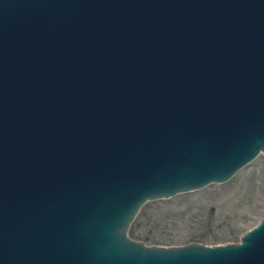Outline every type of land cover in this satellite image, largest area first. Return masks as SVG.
I'll list each match as a JSON object with an SVG mask.
<instances>
[{
    "label": "water",
    "instance_id": "water-1",
    "mask_svg": "<svg viewBox=\"0 0 264 264\" xmlns=\"http://www.w3.org/2000/svg\"><path fill=\"white\" fill-rule=\"evenodd\" d=\"M259 155L264 0H0V264H264L128 235Z\"/></svg>",
    "mask_w": 264,
    "mask_h": 264
},
{
    "label": "rangeland",
    "instance_id": "rangeland-1",
    "mask_svg": "<svg viewBox=\"0 0 264 264\" xmlns=\"http://www.w3.org/2000/svg\"><path fill=\"white\" fill-rule=\"evenodd\" d=\"M139 215L134 233L147 246L237 243L241 234L264 217V155L224 184L149 202Z\"/></svg>",
    "mask_w": 264,
    "mask_h": 264
},
{
    "label": "trees",
    "instance_id": "trees-1",
    "mask_svg": "<svg viewBox=\"0 0 264 264\" xmlns=\"http://www.w3.org/2000/svg\"><path fill=\"white\" fill-rule=\"evenodd\" d=\"M140 220H141V217L139 215V216H137V218L135 219L134 223L131 225L130 230H129V236L132 239L137 240V241H138V239L136 238L137 236L135 235L134 231H135L136 225L139 223ZM148 241H150V239Z\"/></svg>",
    "mask_w": 264,
    "mask_h": 264
},
{
    "label": "bare ground",
    "instance_id": "bare-ground-1",
    "mask_svg": "<svg viewBox=\"0 0 264 264\" xmlns=\"http://www.w3.org/2000/svg\"><path fill=\"white\" fill-rule=\"evenodd\" d=\"M128 235H129V232H128Z\"/></svg>",
    "mask_w": 264,
    "mask_h": 264
}]
</instances>
